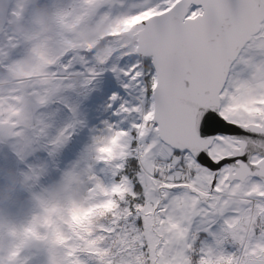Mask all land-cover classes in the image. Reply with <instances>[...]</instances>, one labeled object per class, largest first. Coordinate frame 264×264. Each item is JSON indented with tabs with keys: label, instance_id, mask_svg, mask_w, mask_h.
<instances>
[{
	"label": "snow or ice",
	"instance_id": "6c2138e0",
	"mask_svg": "<svg viewBox=\"0 0 264 264\" xmlns=\"http://www.w3.org/2000/svg\"><path fill=\"white\" fill-rule=\"evenodd\" d=\"M0 264H264V0H0Z\"/></svg>",
	"mask_w": 264,
	"mask_h": 264
}]
</instances>
